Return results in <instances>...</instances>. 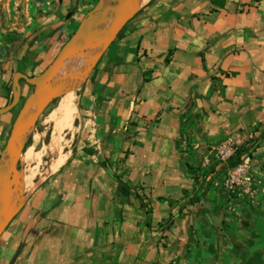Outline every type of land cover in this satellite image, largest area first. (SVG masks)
<instances>
[{"label": "crops", "instance_id": "1", "mask_svg": "<svg viewBox=\"0 0 264 264\" xmlns=\"http://www.w3.org/2000/svg\"><path fill=\"white\" fill-rule=\"evenodd\" d=\"M51 1L37 22L55 52L98 0ZM134 9L75 94L72 148L2 229L0 264H264V0ZM239 147L258 186L229 213L216 153Z\"/></svg>", "mask_w": 264, "mask_h": 264}, {"label": "rangeland", "instance_id": "2", "mask_svg": "<svg viewBox=\"0 0 264 264\" xmlns=\"http://www.w3.org/2000/svg\"><path fill=\"white\" fill-rule=\"evenodd\" d=\"M48 3L49 2H47V0H39L38 4L35 0H0V91L3 90L4 94H6L2 95L0 93V98L3 99L0 100V109L10 105L13 100V75L20 74L26 79L33 81L40 77L43 70L52 62L60 47L75 31L77 27H75V23L78 24L81 20H78L79 14H83L84 16L87 13L85 12L86 10H81L79 14L75 13L70 16V19H72L73 22L70 25H66L61 28V31H63L67 36L61 43H59V47L55 50V52L52 50L50 52L49 50L44 49L46 48V45H49L47 44L48 41L53 44L54 40L53 38L51 40L50 37L53 32H55V28H52L50 32H45L42 30V26H39L37 22V19L45 16L46 12H48ZM51 3L55 4V0L51 1ZM43 37L47 38V40L42 39ZM78 44H81V41H79ZM80 55L81 54L71 53L63 61V63L68 60L75 59V57L77 58ZM63 63L58 65V72H56L55 75L59 73ZM55 75L51 78L48 86L46 85L43 88L47 94L46 98L49 96L47 87L50 89L54 86ZM82 79L83 77L77 81L72 91L74 107L75 94ZM15 81L19 87V96L9 110L0 113V153L3 151L18 113L25 106L27 98L30 95L35 94V88L32 85L27 84L22 78L15 77ZM59 84V89L64 88L60 82ZM50 94L51 100L55 101L54 105H44L35 118L33 124H29V126L23 130L24 134L21 137L19 150L15 152L14 158H12L10 162L11 170L8 173L7 180H2L0 182V207L2 205V193H4L7 197V202L13 197V206H16V210L13 214H6L9 220H11V218L16 214L15 212L18 211L19 207L25 202V199L28 197L31 190L36 186L37 182L49 172L48 169L45 170V165L48 159L57 155V157L61 156L63 152L70 150L74 143V139L71 138L73 130L70 127L68 130L63 131L59 136L58 152L56 154H52L49 150L51 124L47 119V115L56 105L58 100V96L56 94ZM74 116L75 113L73 118ZM72 125L73 122L71 123V126ZM46 132H49V135L47 141L45 142ZM28 137L29 139L27 142ZM27 149L30 152L29 158L24 160L21 155ZM18 155L20 157H18ZM3 224L4 218L0 214V233L4 228L2 227Z\"/></svg>", "mask_w": 264, "mask_h": 264}, {"label": "water", "instance_id": "3", "mask_svg": "<svg viewBox=\"0 0 264 264\" xmlns=\"http://www.w3.org/2000/svg\"><path fill=\"white\" fill-rule=\"evenodd\" d=\"M132 1L133 0H98L95 3V5L92 7V9L89 10L85 14V16L81 19L75 31L60 47L56 56L54 57L52 62L43 70L40 77H38L35 81H33L26 79L24 76L20 74L13 75L12 77V83L14 85L13 100L10 105L4 107L3 109H0V113L9 110L12 107V105L16 102L19 96V87L17 82L15 81V77H20L27 84L32 85L35 88L34 91L35 94H32L27 98L25 106L18 113L15 122L12 126L11 133L7 138L6 144L3 148V151H1L0 153V157L2 154H6L7 157L9 158L8 169L5 171L4 175L0 178V182L2 180L4 181L7 180L8 173L11 170L10 162L15 155V153H12L10 150V142L12 138L15 136L17 131L19 130L22 131L26 129L29 126V124H33L35 118L39 114L42 107L44 105H47L51 100L50 97L51 92L50 93L48 92L49 96L45 98L43 102L42 101L37 102L34 108V116L31 118V120L27 124H21L20 116L28 106L30 99L36 96L40 90H42L46 85H48L53 75H55V73L57 72L58 65L62 64L63 61L71 53L82 54L87 49L94 47L99 49L98 51L99 54L103 50V48L111 41L115 33L121 27V25L135 12ZM79 41H81V44H78ZM2 196L3 197H2V205L0 207V214L4 218V224L2 226L4 227L8 222L9 218L6 216L5 213L7 197L4 195V193H2Z\"/></svg>", "mask_w": 264, "mask_h": 264}, {"label": "bare ground", "instance_id": "4", "mask_svg": "<svg viewBox=\"0 0 264 264\" xmlns=\"http://www.w3.org/2000/svg\"><path fill=\"white\" fill-rule=\"evenodd\" d=\"M144 3L145 0H133L132 2L135 8L142 6ZM98 51L99 49L91 47L87 49L84 53H82L79 57L77 58L75 57V59L64 62L63 65L61 66V69L59 70V73L54 76V86H52V88L50 89L47 87V91L49 93L51 92L58 96L56 105L50 110L49 114L47 115V119L51 124L49 150L52 154H56L58 152L60 134L71 127L73 115L75 112L73 106V95H72L73 88L75 87L77 81L80 80L82 77H84V75L87 73L95 57L97 56ZM59 82L61 83V85L64 86V88L59 89V85H60ZM46 95H47L46 92L42 89L37 93L36 96L30 99L28 106L20 116L21 124H27L31 120L34 114V108L36 103L38 101H43L46 98ZM23 134L24 131L19 130L12 138L10 142V150L12 153H15L17 150H19L21 137ZM29 154L30 152L27 149L21 156L24 160H26L27 158H29ZM18 157L20 156L18 155ZM58 164H59V160L55 161L49 167L48 171L49 172L53 171L56 167H58ZM8 166H9V158L7 157L6 154H2L0 157V178L4 175L5 171L8 169ZM13 199H14L13 197L10 198L6 204V208H5L6 214H13L14 211L16 210L15 208L16 206H13L14 205Z\"/></svg>", "mask_w": 264, "mask_h": 264}, {"label": "built area", "instance_id": "5", "mask_svg": "<svg viewBox=\"0 0 264 264\" xmlns=\"http://www.w3.org/2000/svg\"><path fill=\"white\" fill-rule=\"evenodd\" d=\"M234 151V148L217 151V160L224 162L226 167L221 178L212 183L213 187L223 194L229 213H234L233 205L238 201L253 204L258 186L257 177L250 166V156L247 153L240 157L238 164L227 167L226 162Z\"/></svg>", "mask_w": 264, "mask_h": 264}, {"label": "trees", "instance_id": "6", "mask_svg": "<svg viewBox=\"0 0 264 264\" xmlns=\"http://www.w3.org/2000/svg\"><path fill=\"white\" fill-rule=\"evenodd\" d=\"M36 1H39V0H36ZM54 102H55L54 100H50V102L47 105L48 106H53ZM48 135H49V132H46V134H45V137H46L45 142L48 139ZM28 139H29V137L27 138V142H28ZM245 153H246V151H245V149L243 147H239V148L235 149L233 155L226 162L227 167H233L236 164H238V161H239L240 157L243 154H245Z\"/></svg>", "mask_w": 264, "mask_h": 264}]
</instances>
